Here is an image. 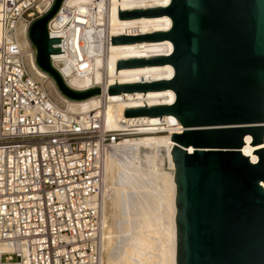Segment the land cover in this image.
Here are the masks:
<instances>
[{"label":"water","instance_id":"water-1","mask_svg":"<svg viewBox=\"0 0 264 264\" xmlns=\"http://www.w3.org/2000/svg\"><path fill=\"white\" fill-rule=\"evenodd\" d=\"M62 0L28 29L36 62L70 98L100 91L68 86L52 66L59 36L47 22ZM167 14L171 26L139 34H113L112 43L170 39L168 54L119 58L116 70L171 63L170 78L112 83L108 92L172 88L173 103L139 105L124 115L173 114L183 131L172 132L175 181V264H264V146L252 161L241 151L264 139V0H170L165 6L119 9V18ZM195 146L191 152L184 146Z\"/></svg>","mask_w":264,"mask_h":264},{"label":"built area","instance_id":"built-area-1","mask_svg":"<svg viewBox=\"0 0 264 264\" xmlns=\"http://www.w3.org/2000/svg\"><path fill=\"white\" fill-rule=\"evenodd\" d=\"M53 2L0 0V264H102L98 195L106 149L137 135L141 125L124 117L121 128L105 129L99 110H67L45 86L51 80L65 101L70 98L52 75L42 68L34 74L28 28ZM52 55V66L74 89L71 73L57 63L67 55ZM64 65L76 70L74 63Z\"/></svg>","mask_w":264,"mask_h":264},{"label":"bare ground","instance_id":"bare-ground-1","mask_svg":"<svg viewBox=\"0 0 264 264\" xmlns=\"http://www.w3.org/2000/svg\"><path fill=\"white\" fill-rule=\"evenodd\" d=\"M169 1L63 0L51 20L50 35L60 37L56 45L61 47L52 56L61 57L63 53L67 55V59L57 63L64 66L67 73H71L69 83L74 89L98 87L100 91L65 101L64 96L55 90L53 82L47 80L48 91L55 102L77 113L99 110L102 126L109 130L121 128L120 120L125 117L124 109L127 107L145 103H173L176 93L172 88L146 90L145 93L137 90L112 94L108 92L109 85L115 82L173 76L174 66L171 63L121 67L116 70L119 58L170 53L173 49L170 39L111 42L113 34L165 30L170 28L172 22L167 14L119 18L118 7L125 10L165 6ZM71 8H75V11ZM19 30L22 34L23 24ZM24 41L22 38L21 42ZM81 56L87 58L86 64L79 65L78 59ZM27 60L36 76L44 73L36 58L34 60L32 55H27ZM65 62L74 63L76 70L69 69L64 65ZM126 117L139 120L141 125L138 134L125 136L112 143L106 149V165L105 159L102 164L103 184L98 197L100 210L104 209L101 224L104 227L105 261L107 264H175V181L170 143L180 144L172 140L171 135L172 132L183 131V125L173 114ZM249 142L251 135L246 134L241 151L255 161L258 155L252 151L264 146V139L255 144ZM184 147L189 152L195 149L192 144ZM106 186L112 191L109 200L113 208L110 214L105 213ZM116 240L119 243H114Z\"/></svg>","mask_w":264,"mask_h":264},{"label":"rangeland","instance_id":"rangeland-1","mask_svg":"<svg viewBox=\"0 0 264 264\" xmlns=\"http://www.w3.org/2000/svg\"><path fill=\"white\" fill-rule=\"evenodd\" d=\"M54 3V2H53ZM73 11H75V8H71ZM30 39V38H29ZM32 42V41H31ZM33 44V43H32ZM33 46H34V44H33ZM34 48H35V46H34ZM48 84H47V80L45 81V86L46 87H48L47 86ZM48 89V88H47ZM52 95V94H51ZM53 96V95H52ZM164 134V133H163ZM106 158H107V156H106ZM106 158H105V165H106ZM106 200H107V204H106V209H105V213L106 214H110L111 213V208H113V204H112V202L109 200V198H110V196H111V193H112V191L106 186ZM109 200V201H108ZM112 206V207H111ZM108 207H109V209H108ZM103 214H104V209H101V217H103ZM102 230L104 231V227H102ZM121 234H123V233H121ZM119 243V240H116L114 243ZM104 243H105V239L103 240V246H104ZM104 255V256H103ZM103 263L102 264H107L106 263V261H105V258H106V249L103 247Z\"/></svg>","mask_w":264,"mask_h":264}]
</instances>
